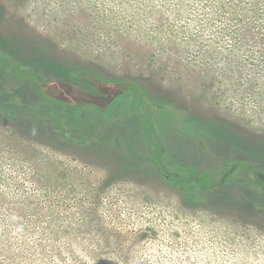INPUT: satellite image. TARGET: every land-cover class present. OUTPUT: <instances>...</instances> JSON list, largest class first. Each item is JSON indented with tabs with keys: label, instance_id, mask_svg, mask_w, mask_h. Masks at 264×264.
<instances>
[{
	"label": "rangeland",
	"instance_id": "1",
	"mask_svg": "<svg viewBox=\"0 0 264 264\" xmlns=\"http://www.w3.org/2000/svg\"><path fill=\"white\" fill-rule=\"evenodd\" d=\"M263 15L264 0H0L17 66L0 65V264L8 248L19 264H264ZM192 170L215 190L175 180Z\"/></svg>",
	"mask_w": 264,
	"mask_h": 264
},
{
	"label": "trees",
	"instance_id": "2",
	"mask_svg": "<svg viewBox=\"0 0 264 264\" xmlns=\"http://www.w3.org/2000/svg\"><path fill=\"white\" fill-rule=\"evenodd\" d=\"M263 17H264V15H263ZM263 21H264V18H263ZM0 43L4 44V39H2L1 37H0ZM5 43H6V41H5ZM4 45H7V44H4ZM7 63H10V60H7L6 58H3V57L0 56V65L7 66V67H12L13 66L14 69H17V66L14 64V62H12L13 65H10V64H7ZM38 65H43L44 67H55L58 70L59 69L60 70L63 69L61 66L53 65L51 63H49V64H41V63H39ZM120 86H123V84L120 83ZM195 119H197V118H195ZM196 121H199V122L203 123L211 131H213L215 134H217V136L223 138L225 141H227L229 143L238 144V145L244 144L240 140V137L238 138L236 135H234L231 132V130L229 128H227L222 123H217L216 121L214 122V120H208V119L206 120V119H203V118H201L200 120L197 119ZM143 126H144V132H145L146 136L150 140L156 141L158 139L157 131L155 129V124H154V122H153V120L150 117V114L148 112H145V120H144ZM254 148L257 149L258 147H254ZM157 157H158V155H157ZM153 164L155 166L156 172L158 174H162L164 170H163V166L160 163L158 158H155L153 160ZM232 165H233V163H230V164L227 165V167L231 168ZM175 180L178 183H180L183 187L186 186V185L194 186L199 191H201V192H203L205 194L212 193L215 190V187L210 182L208 176L205 173H203V172L192 170V171L187 172L183 176H176ZM6 253L8 254L7 255L8 259L10 261H12V264H19L17 262H14L15 257L18 256V255H16V253H17L16 250H10L8 248V249H6Z\"/></svg>",
	"mask_w": 264,
	"mask_h": 264
}]
</instances>
